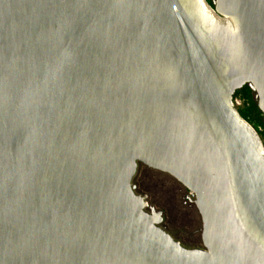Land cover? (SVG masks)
<instances>
[{"label": "water", "instance_id": "obj_1", "mask_svg": "<svg viewBox=\"0 0 264 264\" xmlns=\"http://www.w3.org/2000/svg\"><path fill=\"white\" fill-rule=\"evenodd\" d=\"M264 0H0V264H264ZM195 198L202 247L136 191Z\"/></svg>", "mask_w": 264, "mask_h": 264}, {"label": "rangeland", "instance_id": "obj_2", "mask_svg": "<svg viewBox=\"0 0 264 264\" xmlns=\"http://www.w3.org/2000/svg\"><path fill=\"white\" fill-rule=\"evenodd\" d=\"M238 99L236 107L241 105ZM146 177L155 185L147 200L159 210H164L165 220L162 225L181 241L186 247L198 241L200 235L196 230L200 227L201 216L196 209L182 210L178 201V186L174 181L145 172Z\"/></svg>", "mask_w": 264, "mask_h": 264}, {"label": "trees", "instance_id": "obj_3", "mask_svg": "<svg viewBox=\"0 0 264 264\" xmlns=\"http://www.w3.org/2000/svg\"><path fill=\"white\" fill-rule=\"evenodd\" d=\"M236 99H240L242 102L241 105L237 106V108H238L240 114L243 116V118L246 121H248L257 131H258L259 126H264V115L260 111V109L258 108V104H257V101L255 99V93L251 90L249 85H245L243 88H241L240 90H238L235 93L234 101ZM145 172H151L154 175L162 176V177H165L166 179L168 178V179L174 181V183L178 186V201H179L180 208L182 210H186L188 208L189 209L194 208L197 210L195 204H193L187 198L189 191L181 183H179L176 179H174L169 174L158 171V170L151 169V168H149L143 164H139L137 173L133 179V184L136 186V191L138 193L145 195V196L147 195V197H149L148 195H150L153 191L151 189V186H155L146 177ZM150 205H152V204H150ZM152 206H154V205H152ZM159 210L163 211V217L165 220L164 210L163 209H159ZM164 220H163V222H164ZM201 226H202V221L200 223V227L196 230V233H198L200 235V237H199L197 242L192 243L190 245L192 248L202 247V245H203L202 238H201ZM166 230L169 233H171L170 230H168V229H166ZM174 238L177 239L175 236H174Z\"/></svg>", "mask_w": 264, "mask_h": 264}, {"label": "built area", "instance_id": "obj_4", "mask_svg": "<svg viewBox=\"0 0 264 264\" xmlns=\"http://www.w3.org/2000/svg\"><path fill=\"white\" fill-rule=\"evenodd\" d=\"M237 100L238 99H236L234 102H235V104L237 103ZM256 130V129H255ZM257 131V130H256ZM258 134L260 135V137H261V140H262V142H263V145H264V126H259L258 127ZM188 196H189V198H191V199H193V198H195V194L193 193V192H188Z\"/></svg>", "mask_w": 264, "mask_h": 264}]
</instances>
